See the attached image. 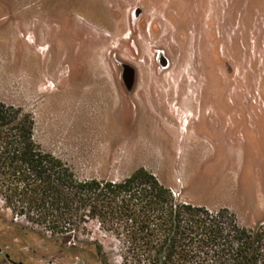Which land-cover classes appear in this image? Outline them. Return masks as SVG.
Masks as SVG:
<instances>
[{
  "label": "rangeland",
  "instance_id": "obj_1",
  "mask_svg": "<svg viewBox=\"0 0 264 264\" xmlns=\"http://www.w3.org/2000/svg\"><path fill=\"white\" fill-rule=\"evenodd\" d=\"M0 101L81 178L145 167L180 199L264 220V0H0ZM12 222L0 200V264H100L67 249L95 240L123 264L95 221L70 241Z\"/></svg>",
  "mask_w": 264,
  "mask_h": 264
},
{
  "label": "trees",
  "instance_id": "obj_2",
  "mask_svg": "<svg viewBox=\"0 0 264 264\" xmlns=\"http://www.w3.org/2000/svg\"><path fill=\"white\" fill-rule=\"evenodd\" d=\"M35 131L32 111L0 101V200L26 233L70 241L95 221L119 242L123 264H264V220L243 226L229 207L180 199L145 167L81 178ZM89 244L67 249L108 264L103 245Z\"/></svg>",
  "mask_w": 264,
  "mask_h": 264
},
{
  "label": "water",
  "instance_id": "obj_3",
  "mask_svg": "<svg viewBox=\"0 0 264 264\" xmlns=\"http://www.w3.org/2000/svg\"><path fill=\"white\" fill-rule=\"evenodd\" d=\"M123 79L127 89L131 91L134 87V83L136 79V72L132 66L128 64H124Z\"/></svg>",
  "mask_w": 264,
  "mask_h": 264
},
{
  "label": "bare ground",
  "instance_id": "obj_4",
  "mask_svg": "<svg viewBox=\"0 0 264 264\" xmlns=\"http://www.w3.org/2000/svg\"><path fill=\"white\" fill-rule=\"evenodd\" d=\"M176 104H177V102H176ZM183 108V107H182ZM184 112V111H183ZM171 148V147H170Z\"/></svg>",
  "mask_w": 264,
  "mask_h": 264
}]
</instances>
